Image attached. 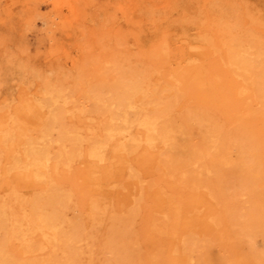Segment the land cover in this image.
<instances>
[{
  "label": "rangeland",
  "instance_id": "1",
  "mask_svg": "<svg viewBox=\"0 0 264 264\" xmlns=\"http://www.w3.org/2000/svg\"><path fill=\"white\" fill-rule=\"evenodd\" d=\"M230 45L241 47L251 71L259 68L264 0H0V207L5 212L0 249L22 261L26 258L20 255L18 236L31 238L34 247L42 241L38 213L52 212L48 189L53 183L59 188L55 208L66 217L63 227L74 230L69 227L73 220L79 224L76 252L67 264H170L183 255L192 257L189 264H247L237 248L219 241L201 224L181 225L180 235L171 236L167 228L173 214L159 210L153 214L167 226L165 232L149 231L157 237L149 247L135 250L131 258H117L109 249L112 230H120L117 224L126 225L132 241L143 245L144 212L132 216L135 203H123L126 194L146 202L139 193L131 194L138 188L134 181L142 175L140 166L126 165L122 179L105 190L87 181L99 172L81 174L73 182L66 176L71 171L61 172L68 165L60 163L56 172L49 167L61 151L60 124L51 126L49 120L50 98L56 99L55 109L65 126L77 132L83 149L90 139L104 138L101 133L110 119L123 125V119H143L157 109L168 129L186 131L195 144H201L211 123L231 137L240 119H250L264 139L261 99L241 71L243 60L237 62V72L224 62ZM220 68L225 69L223 76L216 75ZM120 82L140 87L125 117L92 96L99 91L103 102H112ZM49 126L52 134L46 138ZM139 128L133 123L134 132ZM70 146L66 141L62 150ZM85 158L83 153L75 156L69 170L85 168L92 159ZM217 169L219 175L203 171L217 196L205 198L209 207L217 200L242 205L239 162H218ZM263 181V176L257 180ZM81 186L85 190H79ZM258 188L264 192V184ZM116 192L123 197L120 206ZM204 211L205 206L188 215ZM237 240L244 259L259 264L264 230L255 226ZM47 248L25 253L27 259H37L35 254Z\"/></svg>",
  "mask_w": 264,
  "mask_h": 264
},
{
  "label": "bare ground",
  "instance_id": "2",
  "mask_svg": "<svg viewBox=\"0 0 264 264\" xmlns=\"http://www.w3.org/2000/svg\"><path fill=\"white\" fill-rule=\"evenodd\" d=\"M230 46L229 59L224 62L232 66L237 72L240 69L237 62L243 60L244 66L242 65L241 71L247 78H250L256 95L260 96L263 108L261 112L264 114V56H262L259 68L251 71L248 62L243 57L241 47ZM224 72L225 69L220 68L219 72L215 73L217 76H223ZM242 84L240 82L241 86ZM117 89L116 93H113L115 97L111 100L112 102L109 100L107 103L103 102L99 96V91H94L92 96L101 104L109 103L107 109L113 114L116 112L125 117L127 110L133 107L134 95L140 90V87L120 82ZM144 96H146V92ZM48 106L50 107L49 120L51 126L56 122L60 124L58 141L61 145V151L55 155L56 161L49 166L51 167L50 170L59 171L60 163L68 165L70 169L75 156L83 153L86 156L84 162L89 157L92 158L88 161L86 169L83 167L76 168L77 172L61 169V172L68 173L71 171L73 175L66 176L72 178L71 181L73 182H76L75 179L81 174L99 172L100 175L97 177H87L88 183L94 189L99 190H105L114 181L121 180L123 169L128 164L136 163L142 170V175L139 176L138 181H134L138 187L137 191H132L131 194L139 193L140 199L144 198L146 202L142 203L140 200L132 199L128 194H126L127 199L123 202V197L117 192L114 198L118 206L122 202L126 205L135 203L133 211H130L132 216L144 212L142 214L144 224L141 226L143 245L132 241L127 235L126 225L123 224L124 229H121L123 225L117 224L116 228H120L121 231L112 230L113 240H110L109 245V249L117 258H131L135 250L140 251L143 247H149V244L157 240L156 235L150 234L149 231L154 229L158 232H165L167 226L163 225L160 220L157 221L158 218L153 214L154 210H159L173 214L174 221L167 228L171 229V236L178 237L180 235L177 229L181 225L189 227V224H201L205 231L214 234L219 241H225L227 246L237 248L240 259L247 264L253 263L254 260L244 259L242 249L237 246V239L253 227L259 226L264 230V192L258 188L259 185L264 184V181L262 183L257 182L258 178L264 177V139L259 132H255L256 124L250 119H240L237 129L231 137L224 135L218 125L213 122L216 126L211 123L210 129L203 132L201 144H195L186 131L168 129L166 120L157 112V109L153 113H146L143 119H123V125H117L112 121L114 119H110V123L104 126L101 133L104 138L90 139L89 145L83 149L81 148L83 143L80 137L76 135L77 132L65 126L63 119H61L62 114L55 109L56 99L50 98ZM236 120L233 119L232 122ZM133 123L140 126L135 132L132 129ZM48 128L43 134L46 138L52 134V127L49 126ZM66 141H71L70 149L62 150V148H66ZM109 141L112 142L106 149ZM46 155L49 160L51 157L48 153ZM236 160L242 168L240 184L245 195L242 205L231 206L215 200L216 203H211L209 207L205 198L212 196L217 199V196L213 191L212 181L204 176L203 171L207 170L208 174L214 171V174L219 175L217 173L218 162L227 164ZM156 170H160V173ZM131 174L135 175V173ZM201 187H205L207 190H202ZM58 189L53 183L48 189V193H51L48 201L53 207L52 212L44 213L41 211L38 213V219L41 221L40 238L42 241L38 243L37 247H34L31 238L17 235L19 244L23 248H20V255L26 259L15 261L0 249V264H67L73 259L78 241L76 231L78 222L74 220L73 223L69 222V227L70 225L73 226L74 230L63 227L66 217L55 208L58 204ZM79 190H85V187L81 186ZM174 194L176 199L169 200ZM182 206L186 207L184 214L181 209ZM203 206H205L204 212L188 215L192 210ZM4 217L5 212L0 207L1 227L4 223ZM116 217L118 216H114L113 225ZM153 217L156 218L153 219ZM13 235L16 234H10V236ZM45 246H48L46 250L35 254L37 259H27L25 253L31 250L44 249ZM191 259V256L183 255L179 259L174 258L170 264H189ZM256 260L259 264H264V256H260ZM147 264L149 263L147 262ZM225 264L231 263L226 261Z\"/></svg>",
  "mask_w": 264,
  "mask_h": 264
}]
</instances>
